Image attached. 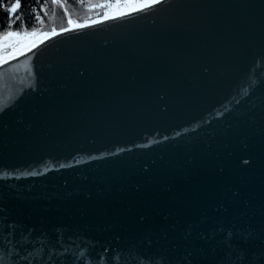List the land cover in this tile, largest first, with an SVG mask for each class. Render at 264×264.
<instances>
[{
	"label": "water",
	"instance_id": "95a60500",
	"mask_svg": "<svg viewBox=\"0 0 264 264\" xmlns=\"http://www.w3.org/2000/svg\"><path fill=\"white\" fill-rule=\"evenodd\" d=\"M0 110V264H264V0L51 36L0 65Z\"/></svg>",
	"mask_w": 264,
	"mask_h": 264
},
{
	"label": "snow or ice",
	"instance_id": "6c2138e0",
	"mask_svg": "<svg viewBox=\"0 0 264 264\" xmlns=\"http://www.w3.org/2000/svg\"><path fill=\"white\" fill-rule=\"evenodd\" d=\"M52 2L55 4L59 2V0H52ZM165 0H98L97 3L89 5L90 8H101L104 9L103 16L99 19L92 20L88 19L84 22H77L74 21L71 17L68 18L67 28H61L59 30V33L64 32H70L74 28L75 29H83L86 27H89L91 25H95L97 23H100L101 20L106 19H116L120 17H124L125 15H128L129 13H134L138 11H145L149 8H152L156 5L163 4ZM5 5L0 2V7H4ZM20 0H14V3L11 7L7 8L8 13H15L18 8H20ZM38 19V17H37ZM55 28L52 29L51 32H37L35 30L29 32L27 30L21 31V30H13L12 26V20L9 19L8 24L6 26V30L0 31V64L6 63L9 59H14L18 55H23L25 51H31L32 48H35L37 45V42H43V39H46L50 36H55L59 34ZM2 111V110H0ZM177 135H180V133H177ZM167 139V137H165ZM119 154V153H117ZM103 158V157H102ZM244 164L249 163L248 160L243 161ZM61 167H64L61 165ZM26 176H36L39 175V173H25ZM7 174L0 175V179L6 180ZM218 231H226L227 237L230 238L234 234H236L233 229L229 228L227 230L223 229V227H220L217 229ZM239 231V230H237ZM225 247L229 248L230 250L225 252L223 256L220 257H213L212 258V264H237L238 261L243 260V256L241 254H238L236 256H233L231 251V245L225 244ZM106 251H109L106 249ZM91 255V253H89ZM122 255V251H121ZM136 255L140 256L147 262V264H157V261H159V264H171V261H165L163 256L159 255H145L143 252L136 250ZM25 259H27L25 257ZM199 260H208L205 256L198 257ZM112 257H106L105 258V264H111ZM190 264V260H189Z\"/></svg>",
	"mask_w": 264,
	"mask_h": 264
},
{
	"label": "trees",
	"instance_id": "16d2710c",
	"mask_svg": "<svg viewBox=\"0 0 264 264\" xmlns=\"http://www.w3.org/2000/svg\"><path fill=\"white\" fill-rule=\"evenodd\" d=\"M5 6L0 7V31L6 30L9 19L12 20L13 30H35L37 32H51L53 28L59 31L67 28V20L71 17L74 21L96 20L103 16L104 9L90 8L89 5L98 0H20V9L13 17H9L7 8L14 0H0ZM38 17V19H37Z\"/></svg>",
	"mask_w": 264,
	"mask_h": 264
},
{
	"label": "bare ground",
	"instance_id": "6f19581e",
	"mask_svg": "<svg viewBox=\"0 0 264 264\" xmlns=\"http://www.w3.org/2000/svg\"><path fill=\"white\" fill-rule=\"evenodd\" d=\"M19 9H20V8H19ZM18 11H19V10H18ZM16 14H17V13H16ZM16 14H15V15H16ZM15 15H14V16H15ZM14 16H13V17H14ZM57 32H59V31H57ZM50 37H51V36H50ZM48 38H49V37H48ZM46 39H47V38H46ZM46 39H44V40H46ZM44 40H43V41H44ZM40 44H41V42H38L36 46H38V45H40ZM26 52H27V51H26ZM26 52H25V53H26ZM18 56H20V55H18ZM18 56H16V57H18ZM16 57H15V58H16Z\"/></svg>",
	"mask_w": 264,
	"mask_h": 264
},
{
	"label": "rangeland",
	"instance_id": "374dc122",
	"mask_svg": "<svg viewBox=\"0 0 264 264\" xmlns=\"http://www.w3.org/2000/svg\"><path fill=\"white\" fill-rule=\"evenodd\" d=\"M43 40H44V39H43ZM38 42H39V41H38ZM38 42H37V43H38ZM25 52H26V51H25ZM9 60H11V59H9ZM9 60H8V61H9ZM0 65H1V64H0Z\"/></svg>",
	"mask_w": 264,
	"mask_h": 264
}]
</instances>
